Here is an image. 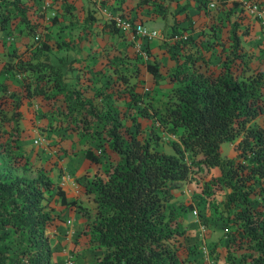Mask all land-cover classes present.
Returning a JSON list of instances; mask_svg holds the SVG:
<instances>
[{
  "label": "trees",
  "instance_id": "1",
  "mask_svg": "<svg viewBox=\"0 0 264 264\" xmlns=\"http://www.w3.org/2000/svg\"><path fill=\"white\" fill-rule=\"evenodd\" d=\"M51 1L52 5L60 2ZM93 1L99 7L95 5L96 12L105 10L131 22H143L122 10L119 0ZM194 1L201 12L210 13L207 7L212 0ZM245 1H216V9L229 5L226 19L234 15L225 39L216 36L219 26L215 22L208 24L211 30L202 27L201 38L191 34L193 24L180 32L174 25V36L166 43L175 62L169 73L175 86L167 92V99L155 103L152 95L148 103L135 110L128 105L122 114L111 104L109 88L87 96L85 88L70 87L61 65L48 60V40H33L21 53L13 54L14 60L4 62L2 72L21 73L22 82L4 97L5 104L11 100V110L0 109L1 119L10 126L11 141L9 147L1 144L0 148V264H51L53 249L46 229L55 215L42 200L54 185L42 168L34 177L14 171L24 154L20 106L23 99L34 98L40 101L35 110L40 117L58 115L65 127L77 129L86 141L116 155V160L102 163V172L84 183L97 208L90 239L104 249L97 264H206L197 260L196 244L186 242V229L169 202L171 184L189 181L212 168L219 173L205 180L202 191L211 195L224 190L221 238H225L226 261L264 264V124L258 121L264 120V66L252 65L242 44V36L249 33L248 24H243L245 3L264 7V0ZM66 5L70 11L71 5ZM36 9L26 0H0V32L17 18L33 36L39 23L31 22L30 15H44ZM60 20L62 13L56 10L50 22L58 25ZM113 22L107 25L128 40ZM68 24L60 23L61 36L67 34ZM66 37L60 38L58 48H72ZM157 63H147L146 71L156 75ZM121 77L131 95L142 94L133 92L135 83L127 74ZM85 79L87 84L92 82L90 76ZM2 87L7 89L8 84L0 82V91ZM96 96L105 100L103 106L94 101ZM1 101L0 96V105ZM142 117L151 119L150 124L144 125ZM162 133L172 136L171 151L159 148ZM237 138L236 155L223 156L221 143ZM84 154L91 161L100 160L92 147ZM56 193L61 202L76 205L63 189L58 187ZM209 251L212 254L214 249Z\"/></svg>",
  "mask_w": 264,
  "mask_h": 264
},
{
  "label": "rangeland",
  "instance_id": "2",
  "mask_svg": "<svg viewBox=\"0 0 264 264\" xmlns=\"http://www.w3.org/2000/svg\"><path fill=\"white\" fill-rule=\"evenodd\" d=\"M26 1L37 8L36 10L40 8L38 12L43 11L44 15L42 18H36L35 14L30 15L31 22L39 23L33 36L27 33L25 24L17 18L12 20L6 30L0 32V82L8 84L7 89L2 87L0 91L2 100L0 109L6 107L11 110V100L7 99L8 102L5 104L4 97L10 94V90L20 88L22 82L21 73L2 72V66L5 61L14 60L13 54L21 53L33 40L50 42L48 60L61 65L70 87L79 85L85 88L87 96H92L105 87L109 88L112 91L110 102L122 114L123 109L129 110L128 105L135 110L137 106L148 103L152 95L155 103L167 99V92L175 86V83L169 80V73L175 62L170 58L166 43L174 36L172 33L174 25L176 32H180L190 30V24H193L195 30L191 34H198L196 37L201 38L204 29H209L208 24L215 22L216 26H219L216 36L225 39L234 18L230 13L226 19L229 5H224L221 9L215 8L217 0H212L208 5L210 13L201 12V7L194 0H119L123 6L122 10L128 11L130 16L134 15L135 18L158 29L157 37L139 40L138 47L116 35L110 24L107 25V22H113L114 16L121 15L105 10L96 12L94 9L96 3L93 0H60L57 5H52L51 0ZM67 3L71 5L70 11H67ZM257 7L259 8L257 11L244 7L246 16L243 24H248L249 33L242 36V44L250 56L251 64L264 66V7L258 4ZM56 10L62 13L63 20H60L58 25H53L50 18ZM63 22L69 23L66 25L67 34L62 36H67L66 38L70 40L69 43L72 45L70 49H60L57 46L61 41L63 25L60 26V23ZM142 51L146 52V56ZM155 58L158 62V72L153 75L152 72L146 71L145 65L155 63ZM123 74H127L130 82L135 83L133 92L142 94L131 95L129 89L125 90L121 77ZM88 76L92 79L90 84H87L85 79ZM93 99L101 106L105 103L100 96ZM39 103L37 98L30 101L23 99L20 106L22 111L19 122L20 142L25 156L22 155L14 171L22 176L34 177L37 170L42 168L54 185L52 191L46 193L42 200L46 208L55 215L46 229L53 249L51 264H97L104 249L90 239L97 208L90 195L85 192L84 183L93 178L96 172H102V163L111 159L116 160V155L108 149L103 150L99 144L89 143L77 129L65 127L60 123V116L47 113L46 117H40L35 111L41 106ZM142 121L144 125H149L151 119L142 117ZM258 121L264 124V120ZM9 131L8 122L0 117V148L1 144L9 147L11 143ZM37 138L38 142L35 141ZM171 138L172 136L167 133H162L159 148L171 151L169 144ZM237 141L238 138L231 142H222V155L235 156L234 146ZM89 147L99 154V161H91L85 157L84 151ZM16 153L22 154L18 149ZM63 170L71 175L74 183L70 185L61 183ZM218 173L217 168L203 169L196 178L171 184L169 208L176 213L186 229V242L196 244L197 260L206 264H229L222 245L225 238H221L224 190L218 189L211 195L202 191L205 180ZM58 187L64 190L67 199H75L76 205L61 202L60 195L56 193ZM79 206L86 208V211L80 210ZM68 216L73 217L72 226L63 223V218ZM9 244L13 248L14 241L10 240ZM210 248L214 249L212 254ZM10 255L15 256V253L11 250ZM214 256H217V261Z\"/></svg>",
  "mask_w": 264,
  "mask_h": 264
},
{
  "label": "built area",
  "instance_id": "3",
  "mask_svg": "<svg viewBox=\"0 0 264 264\" xmlns=\"http://www.w3.org/2000/svg\"><path fill=\"white\" fill-rule=\"evenodd\" d=\"M247 1V0H246ZM245 1V2H246ZM251 9L253 11H257L259 8L256 4L251 3V1H247L245 3V8ZM114 23L119 28V30L123 31L128 40L133 42L138 47L140 46L139 40H150L152 38H155L158 36V29L146 24L145 22H131L129 19L121 17V16H114L113 18ZM144 56H146V52L142 51ZM36 142L39 141V139H35ZM61 183L70 185L75 182L73 178H71V175L66 172V170H63V173L61 175ZM63 223L66 226H72L73 224V217L68 216L63 218Z\"/></svg>",
  "mask_w": 264,
  "mask_h": 264
},
{
  "label": "crops",
  "instance_id": "4",
  "mask_svg": "<svg viewBox=\"0 0 264 264\" xmlns=\"http://www.w3.org/2000/svg\"><path fill=\"white\" fill-rule=\"evenodd\" d=\"M152 26V25H151ZM154 27V26H153Z\"/></svg>",
  "mask_w": 264,
  "mask_h": 264
}]
</instances>
